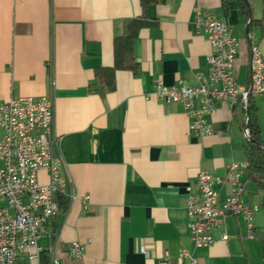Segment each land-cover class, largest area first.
<instances>
[{
	"label": "crops",
	"instance_id": "crops-1",
	"mask_svg": "<svg viewBox=\"0 0 264 264\" xmlns=\"http://www.w3.org/2000/svg\"><path fill=\"white\" fill-rule=\"evenodd\" d=\"M199 11L231 25L239 40L237 81L248 87L252 45L264 57V0L254 2L260 25L249 39L246 18L223 0L150 5L152 24L133 43L135 67L117 69L112 90L96 69L115 66L114 43L142 17L141 0H0V105L27 96L53 100V150L67 178L59 194L67 205L39 239L43 251L32 258L35 249L27 248L21 264H180L182 247L200 264H264V189L247 179V169L242 198L257 207L252 237L241 216H227L213 234L217 241L200 249L188 229L187 186L198 173L225 177L227 164L247 161L244 100L219 105L213 132L196 136L183 107L154 94L157 80L195 86L197 72L209 71L211 45L196 27ZM253 101L264 140V94ZM49 179L40 173L43 183ZM216 189L224 198L231 183ZM74 241L85 244L82 258L67 254Z\"/></svg>",
	"mask_w": 264,
	"mask_h": 264
},
{
	"label": "built area",
	"instance_id": "built-area-1",
	"mask_svg": "<svg viewBox=\"0 0 264 264\" xmlns=\"http://www.w3.org/2000/svg\"><path fill=\"white\" fill-rule=\"evenodd\" d=\"M195 24L211 45L209 71L197 72L195 86L184 83L169 87L157 80L154 94L162 101L180 104L189 116L191 133L203 136L213 132L210 117L219 105L232 108L239 100L247 103L250 90L254 95L264 94V57L259 47L252 45L250 85L242 86L235 67L239 40L231 25L209 11L197 12ZM55 130L54 102L48 96L13 98L0 105V264H21L20 255L29 247L35 249L30 256L38 257L43 251L38 241L59 213L58 195L64 191L67 178L64 162L53 150ZM244 138H249L248 129ZM248 166V161H233L227 164L225 177L202 170L194 184L187 186V222L195 247L214 244L217 238L213 234L229 215L244 218L249 235L254 234L257 207L242 198L245 187L241 174ZM42 171L49 172L46 183L40 180ZM226 181L231 183V192L221 198L216 186ZM228 237V233H221V239ZM84 252L85 244L78 241L67 247L72 258H82ZM179 261L200 264L185 247L180 249Z\"/></svg>",
	"mask_w": 264,
	"mask_h": 264
},
{
	"label": "trees",
	"instance_id": "trees-1",
	"mask_svg": "<svg viewBox=\"0 0 264 264\" xmlns=\"http://www.w3.org/2000/svg\"><path fill=\"white\" fill-rule=\"evenodd\" d=\"M166 0H141L143 15L141 18L131 20L127 25L126 33L115 41V66L101 67L96 69V75L101 84L107 85L109 89L115 88V79L117 69H133L135 59L133 55V43L138 36L140 28L150 26L152 22L147 20L148 7L153 4H162ZM255 0H223V5L227 9H238L242 12L247 20L246 35L248 39L253 28L260 25V20L256 19L253 14V5ZM254 94L249 105L243 104L247 114V121L243 123V130L248 129L249 138L245 139L247 161V179L255 182L260 189H264V140L261 133V127L257 118V109L254 104ZM64 196L58 195L60 207L67 205ZM264 204V200L262 202ZM264 245V237L262 238Z\"/></svg>",
	"mask_w": 264,
	"mask_h": 264
},
{
	"label": "water",
	"instance_id": "water-1",
	"mask_svg": "<svg viewBox=\"0 0 264 264\" xmlns=\"http://www.w3.org/2000/svg\"><path fill=\"white\" fill-rule=\"evenodd\" d=\"M252 91L250 90V92H249V95H248V98H247V106L249 105V103H250V100H251V98H252Z\"/></svg>",
	"mask_w": 264,
	"mask_h": 264
}]
</instances>
